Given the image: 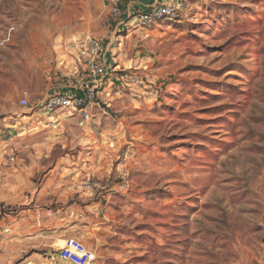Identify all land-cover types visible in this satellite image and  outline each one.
I'll list each match as a JSON object with an SVG mask.
<instances>
[{
	"label": "rangeland",
	"instance_id": "374dc122",
	"mask_svg": "<svg viewBox=\"0 0 264 264\" xmlns=\"http://www.w3.org/2000/svg\"><path fill=\"white\" fill-rule=\"evenodd\" d=\"M186 3L175 20L127 32L112 25L108 0H0V146L15 148L0 153V205L12 210L43 178L32 175L22 191L9 184L19 163L33 161L19 148L37 140L7 142L26 125L14 127L17 116L33 111L72 38L120 39L111 96L97 94L105 148L92 153L89 142L71 141L68 192L60 184L41 202L45 210H83L68 223L70 237L98 264L264 262V0ZM126 72L144 83L123 85ZM97 181L106 197L92 226L86 205Z\"/></svg>",
	"mask_w": 264,
	"mask_h": 264
},
{
	"label": "crops",
	"instance_id": "0c3cea01",
	"mask_svg": "<svg viewBox=\"0 0 264 264\" xmlns=\"http://www.w3.org/2000/svg\"><path fill=\"white\" fill-rule=\"evenodd\" d=\"M152 1L135 0L126 3L122 6L120 17L117 19L111 18L114 21L112 25H115L116 28L119 26L126 27L127 32H130L131 15L142 8H147ZM174 1L187 2V0ZM71 40L65 44L64 59H57V71L53 76V81L44 83L42 90H40L41 96L33 104V111L29 115L17 116V124L14 127L22 124L26 125H24V128L20 127V132L16 135L13 133L8 135L10 141L8 140L7 142L13 141L16 136L27 137L28 134H35L37 139L31 145H22L21 149L19 148V150H22L23 155L26 156L28 154L29 157H33V161L18 164L19 174L16 175L17 178H8L10 186H19L21 187L20 191H22L23 186L30 185L28 181H32V175L42 174L43 178L39 181V188H35L33 190L34 193L30 197L24 196L22 199L20 195L19 201L22 200L24 203L17 210H12L10 208L12 206L9 203L2 201L0 205V264H28L29 262H37L38 264H73L60 259L57 252L64 239L70 238L71 231L68 223L72 219L79 218L83 210L78 209L76 205L65 207L59 212L52 209L45 210L41 202L43 200L44 202L52 201L58 195L56 187L60 184L66 190L65 193L67 194L68 192L70 183L67 181V176L71 170L68 155L71 150V141L78 140V144L89 142L90 150H94L92 153H97L100 146H103L105 142V135H107L108 130H104L105 127H102V125L104 126L106 111L101 107L100 103L96 107L89 109L91 119L86 121L84 125L79 124L82 119L81 115L72 112H65L60 115L61 120L57 129L40 125L37 122L38 112L36 107L41 105L49 95L60 92L84 95L85 86L75 84L73 79L77 71V59L70 49ZM101 40L105 47L103 62L111 78H107V81L99 84L98 94L103 93L104 95L105 93L111 96V87L113 82H115L111 80L114 78L115 72H119L118 68L121 67V63L118 61L119 57L116 55L117 44L120 39L114 34L109 41ZM115 80L119 79L115 78ZM108 100L105 103L110 104L111 101L110 99ZM14 111H19L17 106ZM46 120H48L47 117ZM27 126L28 128H26ZM9 132H12V130ZM43 137H45L44 140L47 141L49 146H43ZM3 143L6 142L4 141ZM103 148L105 147L103 146ZM0 153L15 154V148L9 144L4 145V147L0 146ZM55 154V161H46L48 156L53 158ZM99 165L100 160L90 163L89 166L93 172L98 169L97 166ZM59 175L64 177H60L57 183ZM92 185L94 188L88 191L89 197L87 201L90 202L86 205V209L90 212L88 216L89 225L93 226L92 219L97 216L94 209L99 207V203L102 201L101 197L106 196L103 192L98 194V188L102 185L100 182L97 181ZM65 193L62 194L65 195ZM95 197H98V200ZM59 199L62 198L59 197ZM16 201L18 202V200ZM255 264H264V262Z\"/></svg>",
	"mask_w": 264,
	"mask_h": 264
},
{
	"label": "built area",
	"instance_id": "2783aa9c",
	"mask_svg": "<svg viewBox=\"0 0 264 264\" xmlns=\"http://www.w3.org/2000/svg\"><path fill=\"white\" fill-rule=\"evenodd\" d=\"M63 1V0H61ZM135 0H110V17L117 19L120 17L122 6ZM187 9L186 2H175L174 0H153L147 8H142L131 15L130 27L151 28L164 20H175ZM20 27L15 26L11 32ZM70 49L77 59L75 84L85 86L84 95L70 94L67 92L53 93L46 100L36 107L38 115L37 122L46 127L58 128L60 115L65 112L79 113L81 115L80 125L91 119L89 109L99 104L97 101L98 88L100 83L107 81L109 72L103 62L105 47L102 40L93 35H79L72 38ZM124 85H142L143 79L138 74H128L121 76ZM108 93V92H107ZM23 106H29L27 97L21 99ZM46 117L48 120H46ZM8 231V229H6ZM60 259L73 264H98L96 253L86 246V244L75 237L65 240L64 245L58 250ZM28 264H38L29 262Z\"/></svg>",
	"mask_w": 264,
	"mask_h": 264
}]
</instances>
